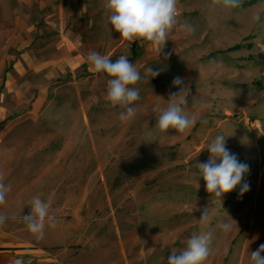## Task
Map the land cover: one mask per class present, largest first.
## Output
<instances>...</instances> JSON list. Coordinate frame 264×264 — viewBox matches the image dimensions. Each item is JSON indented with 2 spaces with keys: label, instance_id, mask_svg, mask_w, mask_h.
<instances>
[{
  "label": "rangeland",
  "instance_id": "1",
  "mask_svg": "<svg viewBox=\"0 0 264 264\" xmlns=\"http://www.w3.org/2000/svg\"><path fill=\"white\" fill-rule=\"evenodd\" d=\"M104 4L0 0V22L10 14L9 29L23 35L31 23L43 49L12 46L0 67L1 89L11 80L0 106L12 114L0 147V175L11 191L0 208L30 207L34 196L51 201L57 226H46L44 236L71 264H167L194 233L209 232L206 264H249L264 244V0H239L233 9L179 0L178 24L160 53L120 39ZM77 20L85 27L79 46H51L62 34L72 39ZM92 51L113 62L126 56L139 70L133 120L120 121L122 109L106 100L107 77L87 61ZM29 58L51 66L36 69ZM149 67L160 74L151 78ZM176 77L189 88L184 111L195 121L186 134L156 127L169 94L178 92ZM217 135L249 166L243 196L238 185L219 201L200 178L197 164L208 161ZM224 222L230 231L221 230Z\"/></svg>",
  "mask_w": 264,
  "mask_h": 264
},
{
  "label": "clouds",
  "instance_id": "2",
  "mask_svg": "<svg viewBox=\"0 0 264 264\" xmlns=\"http://www.w3.org/2000/svg\"><path fill=\"white\" fill-rule=\"evenodd\" d=\"M212 3L221 4L225 9H233L238 6L239 0H212ZM178 4L179 0H105L104 7L108 12V23L111 29L120 34V39L129 43H146L150 47L158 48L160 53L168 41L169 34L178 24ZM260 18V13L257 12L251 16V21L256 23ZM180 28L189 34L195 32V28L188 24H181ZM87 61L91 71L106 75V100L113 107L122 109L118 119L122 122L133 120L137 113L134 105L140 99L139 89L134 87L141 79L139 70L123 55L113 62L109 57L92 51L88 54ZM147 73L151 78L160 74L151 67L147 68ZM172 84L178 92L169 94L168 106L159 110L156 127L162 132L174 129L176 133L186 134L195 123L184 111L189 88L181 77L174 78ZM206 148L210 153L209 159L207 162L198 163L197 166L200 178L205 181L206 191L212 197L220 201L225 193L231 192L238 185L240 196L250 190L247 182L242 183L249 166L230 152L226 147L224 135H217ZM10 191L11 185L5 184L4 177L0 175V206L5 205ZM30 209V213L23 216V221L28 231L37 240H41L44 238L46 226H57V218L50 211L51 201L45 202L39 196H34ZM6 220L7 217L0 213V226H3ZM199 220L202 224L209 220L207 209ZM219 227L227 232L231 229V223L224 222ZM211 243L210 232L194 233L179 254L172 251L167 264H206L212 251ZM16 264H21V261L17 260ZM249 264H264V244L250 253Z\"/></svg>",
  "mask_w": 264,
  "mask_h": 264
},
{
  "label": "crops",
  "instance_id": "3",
  "mask_svg": "<svg viewBox=\"0 0 264 264\" xmlns=\"http://www.w3.org/2000/svg\"><path fill=\"white\" fill-rule=\"evenodd\" d=\"M11 18L10 14H8L7 18H5L7 23L0 22V67L2 68L5 67L6 60H9L10 58V56H8V50L12 46L15 47V49L21 47L24 49L23 53H27L28 51L33 52V50L40 52L43 50L41 48V43H35L38 36L41 35H36L33 25L31 23L26 24L23 29L26 30L24 31V35L21 33L16 34L9 29V21ZM45 23L48 24L49 27L53 26L47 21H45ZM84 31L85 27L83 26V22L77 20L73 26L72 39L71 37L62 34L60 39L54 43L55 45L51 46H55L56 49L61 48V50H64L62 44L68 43L72 46V49L75 50L77 46H79L80 39L82 40V34ZM21 55L25 56L23 54ZM18 61L19 60H15L12 64L14 70H17ZM29 61V65L36 69L48 68V66H51V63H49L48 60H34L33 62L32 58H29ZM2 83L0 84L1 97L6 92L10 91L8 85L11 84V80H4V90L1 89ZM1 99H3V97ZM9 115L12 114H8L6 109L0 106V147L3 146L1 136L6 130L3 120ZM30 210V207L20 204H13L12 206L8 205L0 208V213L7 217L5 224L0 226V264H16L17 260L21 261V264H71L62 257L61 252H57L52 248V244L47 242V237L44 236L43 239L37 240L34 235L28 231L27 226L23 221V216L29 214Z\"/></svg>",
  "mask_w": 264,
  "mask_h": 264
}]
</instances>
